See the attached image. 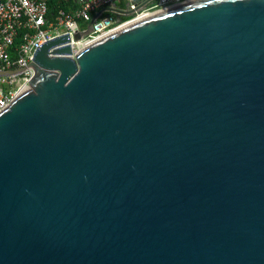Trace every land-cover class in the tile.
I'll return each mask as SVG.
<instances>
[{
	"label": "water",
	"instance_id": "water-1",
	"mask_svg": "<svg viewBox=\"0 0 264 264\" xmlns=\"http://www.w3.org/2000/svg\"><path fill=\"white\" fill-rule=\"evenodd\" d=\"M69 42L0 110V264H264V0Z\"/></svg>",
	"mask_w": 264,
	"mask_h": 264
},
{
	"label": "built area",
	"instance_id": "built-area-1",
	"mask_svg": "<svg viewBox=\"0 0 264 264\" xmlns=\"http://www.w3.org/2000/svg\"><path fill=\"white\" fill-rule=\"evenodd\" d=\"M50 1L66 3L69 0H0V72L15 71L9 75H0V110L29 86L33 76L30 64L36 51L44 43L68 35L70 42L64 45H70L74 52L139 18L189 0H155L119 22L112 14H104L92 24L91 31L78 41L73 39V35L77 31H85L99 10L121 0L84 1L78 9L71 12L58 10L53 18L48 15ZM125 1L127 4L133 0ZM143 1L145 0L136 5ZM136 5H130V8L135 9ZM121 10L126 9L123 7ZM80 22L86 23V26L82 27Z\"/></svg>",
	"mask_w": 264,
	"mask_h": 264
},
{
	"label": "trees",
	"instance_id": "trees-1",
	"mask_svg": "<svg viewBox=\"0 0 264 264\" xmlns=\"http://www.w3.org/2000/svg\"><path fill=\"white\" fill-rule=\"evenodd\" d=\"M82 2H84V0H69L66 3L63 2H57V1H50L48 3V15L50 18H53L58 10H62L64 12H71L75 9H78L80 7V5L82 4ZM126 1L125 0H121L117 3V6L119 8H123L125 7ZM104 14H108V13H104ZM80 25L82 27L86 26V23L80 22Z\"/></svg>",
	"mask_w": 264,
	"mask_h": 264
}]
</instances>
